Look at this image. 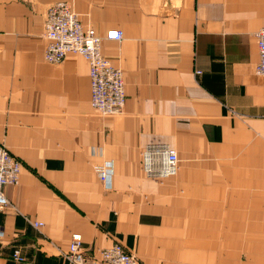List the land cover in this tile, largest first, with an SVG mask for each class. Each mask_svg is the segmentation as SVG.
<instances>
[{"label": "crops", "instance_id": "crops-1", "mask_svg": "<svg viewBox=\"0 0 264 264\" xmlns=\"http://www.w3.org/2000/svg\"><path fill=\"white\" fill-rule=\"evenodd\" d=\"M58 1L102 35L123 31L102 43L124 71L122 113L93 108L85 57L46 61ZM263 24L264 0H0V142L23 162L0 264H68L74 232L96 264L116 242L138 264H264ZM153 141L177 150L175 175L145 174Z\"/></svg>", "mask_w": 264, "mask_h": 264}, {"label": "built area", "instance_id": "built-area-1", "mask_svg": "<svg viewBox=\"0 0 264 264\" xmlns=\"http://www.w3.org/2000/svg\"><path fill=\"white\" fill-rule=\"evenodd\" d=\"M44 37L47 39L45 59L50 63H60L71 54H80L88 61L91 82V104L100 114L117 115L124 111L126 103V83L124 71L113 64L105 56L102 43L105 38L121 40L123 31L110 29L105 35L94 27L86 26L80 15L67 1H58L48 7L45 14ZM259 62L256 71L264 77V24L257 33ZM143 170L148 177L162 180L173 176L179 168V157L176 149L165 142L148 143L142 152ZM22 160L14 155L8 147L0 142V213L10 203L5 194L7 185L20 183ZM99 179L108 187H112V171L110 166H95ZM39 228L42 221L31 222ZM4 237V229L0 224V239ZM68 264H96L90 262L83 250V236L74 232L68 250L63 253ZM14 258L22 261L19 251ZM101 259L106 264H138L135 253L128 251L120 242L102 250Z\"/></svg>", "mask_w": 264, "mask_h": 264}]
</instances>
